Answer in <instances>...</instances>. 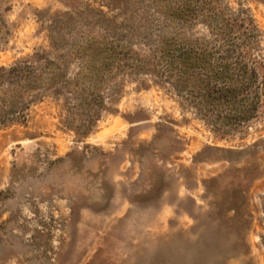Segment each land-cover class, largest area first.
I'll return each instance as SVG.
<instances>
[{
    "label": "rangeland",
    "instance_id": "1",
    "mask_svg": "<svg viewBox=\"0 0 264 264\" xmlns=\"http://www.w3.org/2000/svg\"><path fill=\"white\" fill-rule=\"evenodd\" d=\"M228 40L257 113L218 130ZM17 65L55 82L0 125V264H264V0H0V96Z\"/></svg>",
    "mask_w": 264,
    "mask_h": 264
},
{
    "label": "trees",
    "instance_id": "2",
    "mask_svg": "<svg viewBox=\"0 0 264 264\" xmlns=\"http://www.w3.org/2000/svg\"><path fill=\"white\" fill-rule=\"evenodd\" d=\"M226 43L227 45L219 46L212 53L219 57L217 61L210 57L202 63L204 77L197 102L202 106V119L218 130L219 125L238 129L247 125L257 113V105L247 102L251 96L249 93L254 83L255 71L250 72L241 58H235L232 41L228 40ZM8 76L9 81L12 80L10 90L5 96H0V106H4L3 109L0 108V125L4 126L9 124L8 120L13 118L23 104L24 94L41 88V84L55 82L50 70L42 67L35 70L31 65H17L9 69ZM9 99L11 101L8 103Z\"/></svg>",
    "mask_w": 264,
    "mask_h": 264
}]
</instances>
